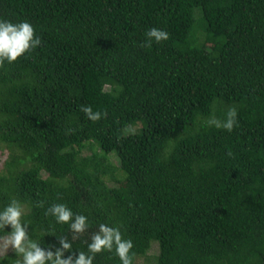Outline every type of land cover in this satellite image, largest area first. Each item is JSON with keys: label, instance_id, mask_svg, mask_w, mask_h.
<instances>
[{"label": "trees", "instance_id": "trees-1", "mask_svg": "<svg viewBox=\"0 0 264 264\" xmlns=\"http://www.w3.org/2000/svg\"><path fill=\"white\" fill-rule=\"evenodd\" d=\"M0 18L42 41L0 66V206L19 199L39 234L67 202L93 221L82 249L120 224L133 264L154 241L152 264H264V0H0ZM150 27L168 40L145 46ZM230 107L231 132L207 125Z\"/></svg>", "mask_w": 264, "mask_h": 264}, {"label": "clouds", "instance_id": "clouds-1", "mask_svg": "<svg viewBox=\"0 0 264 264\" xmlns=\"http://www.w3.org/2000/svg\"><path fill=\"white\" fill-rule=\"evenodd\" d=\"M164 28L150 27L145 32V46H151L169 38ZM42 43L35 26L27 19L12 21L0 18V66L15 62L19 57L36 49ZM80 110L91 121L101 119L103 113L94 110L92 105H81ZM208 126L231 132L239 123L238 110L230 107L223 120L212 118ZM44 202H38L43 206ZM24 204L12 197L0 206V250L9 247L16 253L14 264H94L98 253L109 252L118 257L119 264H133L134 241L125 236L122 225L114 222H99L96 230L83 243L85 248L74 247L81 234L85 233L93 221L83 211H74L67 202H53L44 209V215L51 217L49 225L37 234L32 230ZM61 229H57V226ZM10 226V230H6ZM31 226V228H30ZM67 226L69 234L63 232ZM45 234L55 236V241H45ZM67 253V255H66ZM3 264V257H0Z\"/></svg>", "mask_w": 264, "mask_h": 264}, {"label": "rangeland", "instance_id": "rangeland-1", "mask_svg": "<svg viewBox=\"0 0 264 264\" xmlns=\"http://www.w3.org/2000/svg\"><path fill=\"white\" fill-rule=\"evenodd\" d=\"M9 156V151L8 149H2L0 148V169H2L5 165L6 160L8 159ZM112 159L117 163V158L116 157H112ZM13 249H11L10 247L7 250H0V255H3L7 252L12 251ZM159 253V243L158 241H154L153 242V247L151 248V250L149 251L147 257L143 256V257H139L137 259V263L136 264H152L155 262V254Z\"/></svg>", "mask_w": 264, "mask_h": 264}]
</instances>
